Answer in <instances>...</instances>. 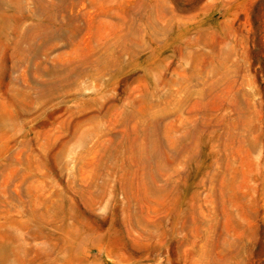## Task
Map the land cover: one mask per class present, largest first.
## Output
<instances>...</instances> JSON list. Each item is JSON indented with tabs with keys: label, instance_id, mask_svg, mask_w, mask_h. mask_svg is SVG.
<instances>
[{
	"label": "rangeland",
	"instance_id": "obj_1",
	"mask_svg": "<svg viewBox=\"0 0 264 264\" xmlns=\"http://www.w3.org/2000/svg\"><path fill=\"white\" fill-rule=\"evenodd\" d=\"M0 264H264V0H0Z\"/></svg>",
	"mask_w": 264,
	"mask_h": 264
}]
</instances>
